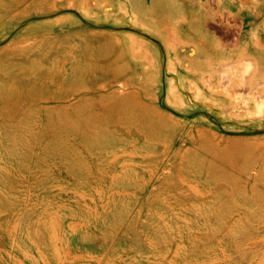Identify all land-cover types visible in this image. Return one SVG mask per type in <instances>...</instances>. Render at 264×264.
<instances>
[{
    "label": "rangeland",
    "instance_id": "374dc122",
    "mask_svg": "<svg viewBox=\"0 0 264 264\" xmlns=\"http://www.w3.org/2000/svg\"><path fill=\"white\" fill-rule=\"evenodd\" d=\"M193 1L0 0V264H264V0Z\"/></svg>",
    "mask_w": 264,
    "mask_h": 264
},
{
    "label": "bare ground",
    "instance_id": "6f19581e",
    "mask_svg": "<svg viewBox=\"0 0 264 264\" xmlns=\"http://www.w3.org/2000/svg\"><path fill=\"white\" fill-rule=\"evenodd\" d=\"M190 7V6H189ZM173 9H175L176 10V6L174 5V4H154V8H153V11H155V12H157V13H164V12H169V11H171V10H173ZM174 11V10H173ZM186 11V10H185ZM176 13V12H175ZM186 13V12H185ZM167 18V20H169V16H167L166 17ZM172 18V17H171ZM170 18V19H171ZM176 18V17H175ZM174 20V19H173ZM170 23H173L172 25H173V29L176 31V29H177V27L181 24V22H175V21H172V19L170 20ZM192 23H194V22H192ZM195 24V23H194ZM159 26V25H158ZM183 27V26H182ZM181 27V28H182ZM194 27V26H193ZM192 27V28H193ZM187 29V28H186ZM264 32V31H263ZM154 34V33H153ZM237 44V43H236ZM240 52H244V48L243 49H241L240 50ZM180 53H182V52H180ZM190 56V55H189ZM200 56V55H199ZM196 57V56H195ZM201 58V57H200ZM179 59V58H178ZM180 60H183V59H180ZM181 63H183V61L181 62ZM249 69V68H248ZM235 70V69H234ZM224 72V71H223ZM226 72H228V73H230L229 72V69L226 71ZM260 74H263V76H264V72L261 70V69H256V71H255V73H254V76L253 77H255V76H259ZM206 75H208L207 73H206ZM230 75V74H229ZM204 77V76H203ZM246 77V76H245ZM260 77V76H259ZM205 78V77H204ZM207 78V77H206ZM231 79V78H230ZM245 78H244V76H243V80H244ZM233 80V79H232ZM210 81V80H209ZM221 81V80H220ZM223 81V80H222ZM228 81V80H227ZM226 81V82H227ZM242 82V81H241ZM185 83V82H184ZM206 83H209V82H206ZM228 83V82H227ZM235 83H237V82H235ZM239 83V82H238ZM237 83V84H238ZM261 83V82H260ZM263 83V82H262ZM230 84V83H229ZM234 86V83H232L231 85H230V88H231V86ZM211 86V85H210ZM207 87H209L208 85H207ZM240 87H242V86H240ZM244 87V86H243ZM233 88V87H232ZM236 88V87H235ZM255 88V87H254ZM227 89V88H226ZM234 89V88H233ZM239 89V88H238ZM256 89V88H255ZM242 93V92H241ZM264 93V92H263ZM237 94H238V92H237ZM257 94V93H256ZM248 95V94H247ZM235 96V95H234ZM237 96V95H236ZM235 96V97H236ZM170 97V96H169ZM261 97V96H260ZM256 98H258V97H256ZM245 100H243V102H244ZM240 103H242V102H240ZM179 108V107H178ZM182 109V108H181ZM255 115V114H254Z\"/></svg>",
    "mask_w": 264,
    "mask_h": 264
},
{
    "label": "crops",
    "instance_id": "0c3cea01",
    "mask_svg": "<svg viewBox=\"0 0 264 264\" xmlns=\"http://www.w3.org/2000/svg\"><path fill=\"white\" fill-rule=\"evenodd\" d=\"M138 4L140 5H144V6H147L149 3V5H152L151 6V9L153 10L154 8V4H157L160 2V0H136ZM167 2L169 3H173L177 8L176 10H179L180 9V6L183 5H189L191 6V4H195L197 2L193 1V0H166Z\"/></svg>",
    "mask_w": 264,
    "mask_h": 264
},
{
    "label": "flooded vegetation",
    "instance_id": "af4514ba",
    "mask_svg": "<svg viewBox=\"0 0 264 264\" xmlns=\"http://www.w3.org/2000/svg\"><path fill=\"white\" fill-rule=\"evenodd\" d=\"M157 4H173V3H169V2H167L166 0H160V2L159 3H157ZM173 10H175V9H173Z\"/></svg>",
    "mask_w": 264,
    "mask_h": 264
}]
</instances>
